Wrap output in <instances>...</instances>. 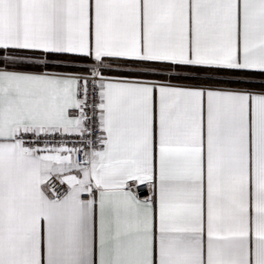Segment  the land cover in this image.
<instances>
[{"label": "snow or ice", "instance_id": "6c2138e0", "mask_svg": "<svg viewBox=\"0 0 264 264\" xmlns=\"http://www.w3.org/2000/svg\"><path fill=\"white\" fill-rule=\"evenodd\" d=\"M0 264H264V0H0Z\"/></svg>", "mask_w": 264, "mask_h": 264}]
</instances>
